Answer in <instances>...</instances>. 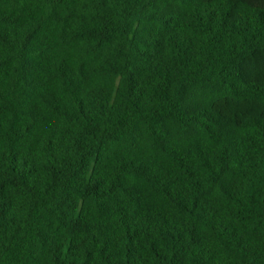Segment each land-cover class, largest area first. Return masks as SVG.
<instances>
[{"label": "trees", "instance_id": "obj_1", "mask_svg": "<svg viewBox=\"0 0 264 264\" xmlns=\"http://www.w3.org/2000/svg\"><path fill=\"white\" fill-rule=\"evenodd\" d=\"M0 264H264V0H0Z\"/></svg>", "mask_w": 264, "mask_h": 264}]
</instances>
